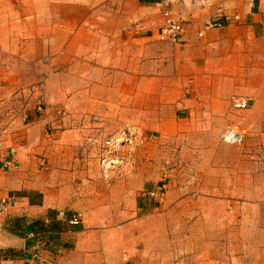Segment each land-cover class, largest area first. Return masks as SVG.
<instances>
[{"label": "crops", "instance_id": "crops-1", "mask_svg": "<svg viewBox=\"0 0 264 264\" xmlns=\"http://www.w3.org/2000/svg\"><path fill=\"white\" fill-rule=\"evenodd\" d=\"M167 10L183 22L177 42L161 40L159 35ZM209 22H219L223 28L199 36ZM4 57L10 61L6 63ZM46 57L48 63L42 65ZM241 61L245 68L258 62L264 66V0H0V81L9 84L17 78L12 81L2 73H15L19 67L22 72L29 63L75 78L87 72V89L122 88L118 100L133 110L140 102L133 89L140 88L141 81L188 88L211 79L219 88L230 82L224 75ZM89 94L87 108L93 101ZM211 100L212 109L220 114L222 101L218 96ZM253 101L249 113L262 123L264 100ZM188 104L183 99L175 106L186 110ZM121 118L134 121L133 116ZM108 125H103L106 132L113 129ZM38 132L31 129L23 142L8 145L0 154V197L10 201L0 237V264H124L119 255L122 246L107 242L113 237L111 231H105L101 240L91 225L105 224L107 215L123 221L131 214L124 208L129 203L135 216L162 220L157 222L163 225V264L176 263V233L186 244L179 247L181 256L188 251L202 264H214L217 252L212 243L218 240L216 220L223 195L230 214L236 216L241 210L242 217L238 226L233 219L228 252L221 255L233 258L234 264H264V227L259 219L264 206V154L245 166L249 172L255 168L252 175L221 178L220 156L215 153L211 175L205 177L211 185L206 192L168 193L160 204L149 193L143 197L112 193L109 198L104 186L101 193L89 195L85 186L89 182L80 185L64 165L45 167L42 157L58 147H50L42 138L36 141ZM224 182L230 186L221 192ZM176 211L179 231L172 221ZM73 215L81 217L78 225L69 223ZM119 228L114 238L123 241L126 227ZM160 243L151 245L156 249ZM154 249V256L137 254L132 264H151Z\"/></svg>", "mask_w": 264, "mask_h": 264}, {"label": "rangeland", "instance_id": "rangeland-1", "mask_svg": "<svg viewBox=\"0 0 264 264\" xmlns=\"http://www.w3.org/2000/svg\"><path fill=\"white\" fill-rule=\"evenodd\" d=\"M4 58L6 63L10 61L9 57ZM48 59L43 58L42 65L48 63ZM1 62L5 65V61ZM42 65L29 63L22 67V72L19 67L15 73H2L11 76L12 81L17 78V82L0 81V154L8 145L23 142L31 129L39 130L36 141L42 138L50 147H58L46 153L47 158L42 157L45 167L54 169L64 165L65 171L74 175L80 185L83 181L89 182L85 185L89 195L96 196L104 186L109 198L112 193L136 197L153 193L151 197L163 204L168 193L206 192L211 185L205 177L211 175L215 153L220 156L221 178L248 174L245 166L254 164L255 158L264 154V121L260 123L249 113L251 105L247 110L238 111L231 103L233 97L251 100V103L264 100V66L259 62L250 63L246 68L242 61L234 63L233 72L224 75L230 82L219 88L211 79L188 88L177 85L165 88L161 83L141 81L140 88L133 89L140 101L133 110L131 105L119 102L122 88L87 89V72L75 78L74 74L49 71ZM88 93L93 101L87 108ZM217 96L222 101L220 114L211 107V99ZM183 99L189 101L188 108L179 110L175 104ZM109 100H118V103H108ZM87 111H90L88 116ZM124 115L129 119L133 116L134 121L122 119ZM104 124L113 129L106 132ZM231 124L247 128L249 136L242 145H229L224 141L225 129ZM254 170L252 168L249 174ZM229 186L226 182L220 183V187H224L221 192ZM224 198L226 195L221 196L220 216L216 220L218 240L212 243L217 252L214 264H234L233 258L221 254L227 255L233 219L236 218L238 226L242 217L241 210L236 216L230 214ZM124 208L131 214L122 217L123 221L121 217L107 215L105 224L91 225V229H97L101 240L105 231H111L113 237L107 242L111 246H122L119 255L124 264L126 260L132 264L137 254L154 256L151 244L160 241L154 249L156 256L149 261L163 264V232L160 230L163 225L157 222L160 220L135 216L130 203ZM178 217L179 211H176L172 217L176 231H179ZM259 219L264 227V206ZM160 222L162 224V220ZM123 225L126 227L121 233L123 241H116V230ZM178 235L176 233L173 239V246H177L175 264H202L198 261L201 258L191 256L188 251L181 256L179 247L186 244L180 242Z\"/></svg>", "mask_w": 264, "mask_h": 264}, {"label": "built area", "instance_id": "built-area-1", "mask_svg": "<svg viewBox=\"0 0 264 264\" xmlns=\"http://www.w3.org/2000/svg\"><path fill=\"white\" fill-rule=\"evenodd\" d=\"M163 25L160 29V38L161 40L177 42L179 36L183 32V22L172 17L170 12H163ZM237 21V18H235ZM223 25L219 22H209L204 25L201 34L207 32L212 29H221ZM250 100H244L239 97H233L231 99L232 106L235 110L244 111L249 108ZM249 136V132L247 128H244L240 124H231L228 125L224 132V141L229 145H242L245 143L246 138ZM153 193L150 194L152 196ZM10 208V201L8 199H4L0 197V237L3 231V219L5 215L8 213ZM81 222V217L79 215H73L69 221L71 225H78Z\"/></svg>", "mask_w": 264, "mask_h": 264}, {"label": "trees", "instance_id": "trees-1", "mask_svg": "<svg viewBox=\"0 0 264 264\" xmlns=\"http://www.w3.org/2000/svg\"><path fill=\"white\" fill-rule=\"evenodd\" d=\"M48 245H50V243L48 242Z\"/></svg>", "mask_w": 264, "mask_h": 264}]
</instances>
